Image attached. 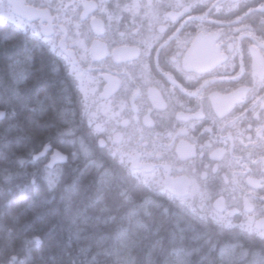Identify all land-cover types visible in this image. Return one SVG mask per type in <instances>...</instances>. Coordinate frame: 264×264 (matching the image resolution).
Instances as JSON below:
<instances>
[{"label": "flooded vegetation", "instance_id": "af4514ba", "mask_svg": "<svg viewBox=\"0 0 264 264\" xmlns=\"http://www.w3.org/2000/svg\"><path fill=\"white\" fill-rule=\"evenodd\" d=\"M24 2L39 16L0 0V18L55 53L89 144L226 230L264 240V0ZM165 33L178 68L212 73L201 86L157 71Z\"/></svg>", "mask_w": 264, "mask_h": 264}, {"label": "trees", "instance_id": "16d2710c", "mask_svg": "<svg viewBox=\"0 0 264 264\" xmlns=\"http://www.w3.org/2000/svg\"><path fill=\"white\" fill-rule=\"evenodd\" d=\"M81 111L51 48L0 18V264H264L263 239L89 144Z\"/></svg>", "mask_w": 264, "mask_h": 264}, {"label": "clouds", "instance_id": "9594fccd", "mask_svg": "<svg viewBox=\"0 0 264 264\" xmlns=\"http://www.w3.org/2000/svg\"><path fill=\"white\" fill-rule=\"evenodd\" d=\"M174 43H175L174 38L169 39V33H165L160 37L157 44L154 45L158 61L162 60V63L157 64V71H160L162 74H164L165 66H167L168 71L178 72L180 76L184 78L185 81L191 83L194 87L201 86L202 82L208 76L212 75V73L187 74L184 71H182L180 68H178L177 65L179 64L181 57L175 53ZM142 58L148 63H151L153 54L151 51H148L147 53H142Z\"/></svg>", "mask_w": 264, "mask_h": 264}, {"label": "water", "instance_id": "95a60500", "mask_svg": "<svg viewBox=\"0 0 264 264\" xmlns=\"http://www.w3.org/2000/svg\"><path fill=\"white\" fill-rule=\"evenodd\" d=\"M6 1L9 4L12 13L18 17H22L27 20H33L34 18L39 16L40 12L36 8L26 5L24 0H6ZM41 155L42 152L34 155L33 158L36 160Z\"/></svg>", "mask_w": 264, "mask_h": 264}]
</instances>
